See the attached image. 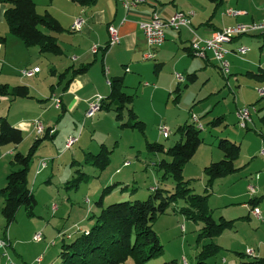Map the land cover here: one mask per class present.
<instances>
[{
  "label": "rangeland",
  "instance_id": "1",
  "mask_svg": "<svg viewBox=\"0 0 264 264\" xmlns=\"http://www.w3.org/2000/svg\"><path fill=\"white\" fill-rule=\"evenodd\" d=\"M62 1L56 0V3ZM34 2L36 11L40 14L56 5L51 0ZM61 5L56 10L52 9L53 12H58ZM39 27L46 31L44 27ZM251 39L255 40L254 47L244 44L248 50L241 57L253 51L255 62L246 64L241 71L233 70L228 62L229 73L223 74L210 53H207L210 64L207 63L202 69L199 68L203 67V58L193 57L198 63L197 79L191 83L187 81L186 87L183 83L176 82L175 73L173 75L174 71L170 70L176 79L174 89L176 86L181 88L177 100L173 89V92H166L162 97L156 96L151 105L147 93L136 91L132 87L127 89L126 93L134 97L136 112L142 115L137 118L144 123L143 131L121 126L129 119L125 113L121 120L115 119L113 111L106 110H100L91 118H86L81 109L63 113L60 108L54 107L53 99L52 102L47 99L46 102L51 105L43 120L57 129V134L39 145L29 165L27 185L36 200L34 214L27 216L25 208L21 207L16 212L14 221L7 227L0 215V237L8 242L7 238L10 236L12 242H8L5 248L0 247V264L6 262L2 255L4 251L13 264H59L61 244L71 242L82 231L93 226L94 215L100 210L97 204L100 198L102 206H106L120 201L145 200L154 188L164 190L163 194L172 192V178L164 176V170L158 165L161 159H170L164 153L150 151L147 142L160 143L165 149L172 146L180 140L177 127L191 122L192 114L198 117L201 124L202 142L192 158L184 164L182 175L184 179L190 180L189 186H192L195 193L204 192V167L222 157L217 148L218 140L225 137L240 147L239 157L235 161L238 170L215 180L208 198L212 217L216 221L220 217L231 219L232 227L212 239L198 240L197 234L202 224L173 212L175 205H170L167 213L159 215L153 222V230L163 246V252L160 256L149 259L146 264H162L170 258L176 264H182V256L187 264H197L201 246L209 241L219 244L221 248L214 256L206 258L204 264H239L256 256L264 257V156L260 155L264 148V122L260 119L264 114V96L260 97L257 93L258 87L264 89V79L259 80L254 76L260 72L259 67L264 69V34ZM56 61L58 60L54 62ZM46 62L39 60L37 64L41 70L33 79L46 91L42 95L44 99L51 94L50 85L54 86L58 82V75L52 76L49 73ZM152 64L153 61L150 63L151 70ZM171 66L172 63L166 62L162 67V75ZM3 80H9L10 86H13L10 78ZM240 107H247L250 111V121L246 128H240L236 121V110ZM221 115L224 116L223 121L209 123ZM164 116L165 119L160 120ZM161 127L167 128V136H164ZM69 136H74L77 140L70 148H65ZM100 144L111 151L109 162L103 169L85 161L88 152L95 154L99 151ZM5 146L0 147V179L2 176L4 182L0 181L1 187L5 184L6 172L19 168L17 164H10L12 155L2 154L6 147H12ZM27 149V143L17 147V151L23 154ZM4 155L6 157L2 158ZM40 159L46 160V166L36 172ZM248 182L256 186L254 194L248 192ZM253 196L260 198L255 205L259 210V219L251 211L250 219L246 218V202ZM2 198L0 194V209ZM183 205L182 201L177 202V207ZM36 232L42 234L40 242L32 241ZM248 250H251L250 254ZM39 257L41 262L36 261ZM122 264L136 263L128 256Z\"/></svg>",
  "mask_w": 264,
  "mask_h": 264
},
{
  "label": "trees",
  "instance_id": "2",
  "mask_svg": "<svg viewBox=\"0 0 264 264\" xmlns=\"http://www.w3.org/2000/svg\"><path fill=\"white\" fill-rule=\"evenodd\" d=\"M71 1L82 6H89L94 2V0ZM210 1L219 4L223 0ZM0 3L6 6L4 21L9 32L21 40L25 47L36 46L39 52L44 55L58 56L62 54L55 37L46 33V31L58 33L64 29L48 11H44L42 14L38 13L33 0H0ZM39 26L44 27L46 31L40 29ZM107 48V45L104 46L102 53ZM185 49L196 56L190 48ZM89 65L90 63H87L76 68L69 66L58 73L55 69H51V72L58 75L57 85L64 81L61 89L65 90L71 78L85 73ZM159 65L155 63V69ZM254 76L259 80L264 79V72H259ZM195 77L196 75L193 73L187 74L185 86L188 84L187 81L191 82ZM124 88L123 77L112 76L109 79V92L102 100L100 110L113 111L116 120H121L125 113L129 119L121 126L143 131V121L137 118L130 107L133 96L126 93ZM174 92L176 93L175 100H177L181 88L176 86ZM0 95H8L12 99L31 97L27 86L15 85L9 87L4 83H0ZM260 119L264 122V114ZM223 120L224 116L221 115L215 117L209 123L216 124ZM54 131L53 127L44 128L43 133L32 141L25 154L19 151H14L12 154L10 162L11 164H17L19 168L6 174L5 184L0 189V194L3 197L0 215L6 222L5 227L14 221L16 212L21 207L25 208L27 216L34 214L33 209L36 206V200L27 185L29 165L39 145L46 139H52ZM200 131L201 129L196 126L195 122H185L177 127L176 132L179 133L180 140L172 146L165 149L160 143L147 142V148L150 151L161 152L169 157L170 160L161 159L158 165L164 170V176L168 175L172 178L174 182L173 191L163 194L164 190L154 188L145 200L120 201L106 206H102L100 198L97 201L100 210L94 215L93 226L82 231L71 242L61 244L58 254L59 264H122L128 256H131L136 264H146L149 259L156 258L163 252V246L153 230V222L159 215L167 213L170 205H175L173 212H177L185 219L202 224L197 234L198 240L212 239L222 231L231 228L232 220L220 217L216 221L212 217V209L208 205V198L210 196L209 189L215 180L233 174L238 170L235 167V161L239 157L240 147L225 137L218 140L217 148L222 153V157L220 160L210 162L204 167L206 176L204 192L203 194L195 193L192 186H189L190 180L183 178L182 170L184 164L192 158L202 142ZM23 137L24 134L21 129L11 125L6 117H0V147L5 145L16 147L21 143ZM110 153L111 151L104 144H100L99 151L95 154L88 152L85 161L88 164L97 166L99 169H103L109 162ZM253 197L246 203L249 211L258 203V200ZM178 201H182L184 205L177 207ZM246 218L250 219L248 215H246ZM220 248L221 246L213 241L204 243L197 255V264H204V260L214 256ZM162 264H176V261L169 259L163 261ZM239 264H264V257L256 256L250 261H241Z\"/></svg>",
  "mask_w": 264,
  "mask_h": 264
},
{
  "label": "crops",
  "instance_id": "3",
  "mask_svg": "<svg viewBox=\"0 0 264 264\" xmlns=\"http://www.w3.org/2000/svg\"><path fill=\"white\" fill-rule=\"evenodd\" d=\"M51 1L56 5L44 11H48L64 29L58 33L46 31V33L55 37L62 50V54L58 56L44 55L39 52L36 46L25 47L21 40L9 32L4 21L6 6L0 3V83L11 87L9 80H3V78H10L13 86H27L31 95L30 98L13 99L8 95H0V117H6L11 125L21 129L24 134L19 145L16 147L5 146L6 149L2 154L12 155L14 151H17V147L22 146V144L27 143V147H30L32 141L38 136L33 127L35 120H40L44 128L50 127L49 123H46L45 119L43 120V116L49 112L47 109L51 103L48 104L47 102H52L54 97L60 100L58 108L63 113L80 109L85 112L88 101L94 95L98 94L105 97L108 94L109 79L112 76H122L125 92L132 87L136 91L147 93L149 103L152 105L156 96L161 95L162 97L166 92L168 94L171 91L173 92V85L176 81L173 76L174 73H178L183 77L182 82H176L183 83L184 86L187 74L193 73L196 75L191 82L197 79L196 66L198 63L197 59L193 58L196 56L185 49L190 48L191 40L195 37L208 39L213 32L223 27L232 26L235 23L260 21L264 18V0H223L219 4L210 0H145L129 8H125L119 0H94L89 6L79 5L71 0H63L62 3H56V0ZM60 5V10L53 12L52 9L56 10ZM228 9L239 10L242 13L236 16L228 15L226 13ZM154 11L161 17L170 16L177 11L192 12V14L189 16V28H166L164 42L152 51V58H146L145 53H147L148 47L139 29V23L148 21ZM78 16H81L85 23L80 31L73 32L70 26L73 19ZM109 26L116 28L119 43L109 46L102 53L103 47L108 43ZM259 35L254 33L247 36H236L227 44V47L231 50L244 44L254 47L255 40L251 38ZM94 44L98 45L99 49L95 53H91L90 49ZM254 55L253 51H249L245 57H238L232 52L226 58L233 70L241 71V68L246 64L255 62ZM40 59L47 61L45 66L52 76L56 75L51 72V69H55L58 73L69 66L76 68L87 63H90V65L85 73L71 78L67 89H61L63 82L59 85H50L51 94L49 98L44 99L42 95H45L46 91L33 80L41 70L37 64ZM55 60L58 61L54 62ZM152 61L153 67L151 70L150 63ZM202 61L203 67L199 69L206 67L207 63L210 64L208 57ZM166 62L172 63V66L162 75V67ZM155 63L160 64L156 69L154 67ZM32 67H39V71L35 75L32 77H22L20 75L19 70L21 68ZM259 69L260 72H264L261 67ZM170 70L174 71L173 75L169 72ZM191 82L189 81V83ZM130 107L135 115L140 117L141 114L138 111L136 112L133 101ZM163 119H165V116L161 117L160 120ZM54 130V136H56L57 129ZM262 138V144H264V136ZM4 157L6 155L2 158ZM0 181L3 182L2 176ZM255 182H257V179H255ZM249 184L253 183L248 182L247 185ZM2 187L0 186V189ZM253 198H256L258 202L260 201L259 197L254 196ZM247 215L249 216V209ZM7 240L12 243L10 236Z\"/></svg>",
  "mask_w": 264,
  "mask_h": 264
},
{
  "label": "built area",
  "instance_id": "4",
  "mask_svg": "<svg viewBox=\"0 0 264 264\" xmlns=\"http://www.w3.org/2000/svg\"><path fill=\"white\" fill-rule=\"evenodd\" d=\"M122 2L125 8H129L130 6H134L135 4L144 2L145 0H119ZM228 15H239L242 11L228 9L226 10ZM192 12L184 13L181 11H177L170 16L161 17L157 12H152L148 21L139 23V29L145 38L148 51L145 53L146 58H152L154 49L159 47L165 40V29H179V27H187L189 28L190 20L189 16ZM85 23V20L78 16L73 19L70 29L71 31H80ZM264 34V18L260 21H251L248 23H235L232 26L223 27L220 30L213 32L208 39H201L199 37H195L190 42V49L193 54L199 56L203 59L207 58V53H210L213 61L218 65L219 69L223 74L229 73V63L227 61V55L230 53H234L236 56H243L248 48L244 45L237 46L233 50L227 47V44L236 36L240 35H250V34ZM108 43L107 47L111 45H115L119 43V37L116 31V28L113 26L108 27ZM99 49L98 45L94 44L91 46V53H95ZM39 71L38 67L32 68H21L19 73L22 77H32ZM175 78L177 81H183V77L178 73H175ZM257 93L260 96H264V89L257 88ZM104 99L102 95H94L87 103V108L84 112V116L86 118L92 117L97 112L100 111L101 102ZM54 106L58 108L60 106V100L57 97L53 98ZM191 119L195 122L196 126L201 129V124L198 121V117L194 114L191 115ZM236 121L240 128H245L247 123L250 121V111L247 107H240L236 110ZM33 127L38 135L42 134L44 131V126L42 125L40 120H35L33 122ZM164 132V136L168 135L167 128H160ZM53 131V130H52ZM77 138L74 136H69L66 143L65 148H70V146L76 142ZM260 155L264 156V148L261 149ZM46 166V160L40 159L38 162L37 170L40 168H44ZM248 192L250 194H254L256 192V186L254 184L247 185ZM251 214L259 219V210L257 207H254L251 210ZM42 240V234L40 232H36L32 236V241L40 242ZM8 245V242L0 237V247L5 248ZM249 254L251 250H248ZM6 258L5 264H13L10 260L6 252L2 254ZM37 262L41 261V258L36 259ZM182 264H187L185 258H182Z\"/></svg>",
  "mask_w": 264,
  "mask_h": 264
},
{
  "label": "bare ground",
  "instance_id": "5",
  "mask_svg": "<svg viewBox=\"0 0 264 264\" xmlns=\"http://www.w3.org/2000/svg\"><path fill=\"white\" fill-rule=\"evenodd\" d=\"M190 51V50H189ZM55 132V131H54ZM4 239V238H3ZM9 241V240H8ZM10 244V243H9Z\"/></svg>",
  "mask_w": 264,
  "mask_h": 264
}]
</instances>
